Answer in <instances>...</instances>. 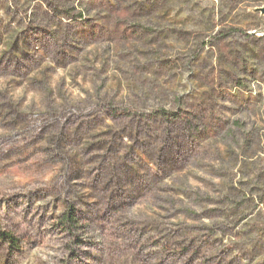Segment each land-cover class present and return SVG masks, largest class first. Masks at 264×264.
I'll return each instance as SVG.
<instances>
[{
	"label": "rangeland",
	"instance_id": "374dc122",
	"mask_svg": "<svg viewBox=\"0 0 264 264\" xmlns=\"http://www.w3.org/2000/svg\"><path fill=\"white\" fill-rule=\"evenodd\" d=\"M262 6L0 0V264H264Z\"/></svg>",
	"mask_w": 264,
	"mask_h": 264
},
{
	"label": "trees",
	"instance_id": "16d2710c",
	"mask_svg": "<svg viewBox=\"0 0 264 264\" xmlns=\"http://www.w3.org/2000/svg\"><path fill=\"white\" fill-rule=\"evenodd\" d=\"M73 217V214H71V212H68L67 214L62 216L61 222L70 227V225H74L76 223ZM0 239H3L10 244H15V239L9 234L0 233Z\"/></svg>",
	"mask_w": 264,
	"mask_h": 264
},
{
	"label": "water",
	"instance_id": "95a60500",
	"mask_svg": "<svg viewBox=\"0 0 264 264\" xmlns=\"http://www.w3.org/2000/svg\"><path fill=\"white\" fill-rule=\"evenodd\" d=\"M251 12L260 13L261 16H264V6L258 7V8H253V9H251ZM261 35H263V34H261Z\"/></svg>",
	"mask_w": 264,
	"mask_h": 264
}]
</instances>
